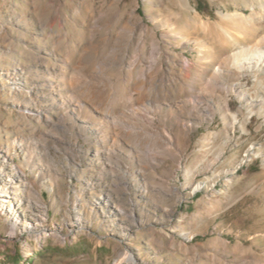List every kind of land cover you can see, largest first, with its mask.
Segmentation results:
<instances>
[{
    "label": "rangeland",
    "instance_id": "1",
    "mask_svg": "<svg viewBox=\"0 0 264 264\" xmlns=\"http://www.w3.org/2000/svg\"><path fill=\"white\" fill-rule=\"evenodd\" d=\"M263 34L264 0H0V264H264V82L206 87Z\"/></svg>",
    "mask_w": 264,
    "mask_h": 264
},
{
    "label": "bare ground",
    "instance_id": "2",
    "mask_svg": "<svg viewBox=\"0 0 264 264\" xmlns=\"http://www.w3.org/2000/svg\"><path fill=\"white\" fill-rule=\"evenodd\" d=\"M220 60V64L223 68L219 70L226 74L233 75L235 81L227 85L225 83L222 84L219 82L221 74H219V72H215L213 75H210L209 79L207 80V89L210 91V89L212 90L216 86H221L222 89L227 93L236 94L237 97L242 100L245 95L247 96V93L244 92L245 90H243L244 85L241 83L242 77L251 75L253 77L254 89L260 88L263 85L264 81L261 80L264 79H260V75H264V34L253 40L249 45L240 47L236 51L227 55L224 59ZM218 62L214 61V64L216 65ZM221 108L223 110L222 114L225 120L227 116H229L228 118H231L233 125L240 123V128L242 131L245 133L247 132L246 123L253 114L252 111L248 109V106L244 113L243 120L239 119L237 113L231 112L227 95L225 98H222ZM207 110L211 115H213L215 112L212 105H209ZM165 140L169 145L174 146L173 137H171L169 134L167 137H165Z\"/></svg>",
    "mask_w": 264,
    "mask_h": 264
}]
</instances>
